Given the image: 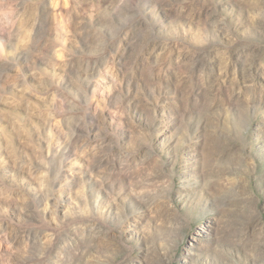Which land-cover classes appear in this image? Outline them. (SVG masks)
Listing matches in <instances>:
<instances>
[{
  "label": "rangeland",
  "instance_id": "obj_1",
  "mask_svg": "<svg viewBox=\"0 0 264 264\" xmlns=\"http://www.w3.org/2000/svg\"><path fill=\"white\" fill-rule=\"evenodd\" d=\"M0 264H264V0H0Z\"/></svg>",
  "mask_w": 264,
  "mask_h": 264
}]
</instances>
